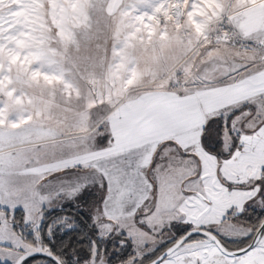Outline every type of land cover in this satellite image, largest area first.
Returning a JSON list of instances; mask_svg holds the SVG:
<instances>
[{
    "label": "snow or ice",
    "instance_id": "6c2138e0",
    "mask_svg": "<svg viewBox=\"0 0 264 264\" xmlns=\"http://www.w3.org/2000/svg\"><path fill=\"white\" fill-rule=\"evenodd\" d=\"M53 262L264 264V0H0V264Z\"/></svg>",
    "mask_w": 264,
    "mask_h": 264
},
{
    "label": "trees",
    "instance_id": "16d2710c",
    "mask_svg": "<svg viewBox=\"0 0 264 264\" xmlns=\"http://www.w3.org/2000/svg\"><path fill=\"white\" fill-rule=\"evenodd\" d=\"M85 196L87 197V199L89 201H91L93 199H96L98 195H97L96 191L92 190L90 193L86 192ZM68 207H70V205ZM58 214H59V212L57 210H53V212L50 213V215H58ZM259 214H260V212H257V213L253 212L252 216H250L249 218L250 219L255 218ZM82 215H83V219H81L79 216L77 217V222L80 225L79 228L68 229L63 234H61L59 237L60 240H64L68 243V248L63 249V252H65V253L68 252V249L72 248L74 245L85 243L87 238H88L87 233H86V223L85 222L88 221L89 218L86 214H82ZM81 232L85 233V236H86L85 241H80V240H77V238H76L77 235H79ZM79 251L82 255L85 254L83 249H80ZM69 259H71L70 256H69ZM53 264H54V262H53Z\"/></svg>",
    "mask_w": 264,
    "mask_h": 264
},
{
    "label": "rangeland",
    "instance_id": "374dc122",
    "mask_svg": "<svg viewBox=\"0 0 264 264\" xmlns=\"http://www.w3.org/2000/svg\"><path fill=\"white\" fill-rule=\"evenodd\" d=\"M97 197H98V196H97ZM68 206H69V205H65V207H68ZM54 210H55V209H54ZM255 212L257 213V212H259V210H256Z\"/></svg>",
    "mask_w": 264,
    "mask_h": 264
},
{
    "label": "crops",
    "instance_id": "0c3cea01",
    "mask_svg": "<svg viewBox=\"0 0 264 264\" xmlns=\"http://www.w3.org/2000/svg\"><path fill=\"white\" fill-rule=\"evenodd\" d=\"M93 191H95V189H93ZM97 195L99 196V194L97 193ZM98 198V197H97Z\"/></svg>",
    "mask_w": 264,
    "mask_h": 264
}]
</instances>
